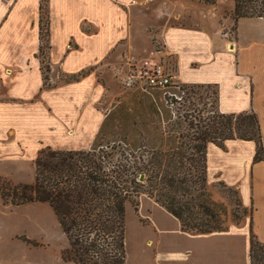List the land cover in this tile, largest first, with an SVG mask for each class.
Instances as JSON below:
<instances>
[{
	"label": "crops",
	"instance_id": "1",
	"mask_svg": "<svg viewBox=\"0 0 264 264\" xmlns=\"http://www.w3.org/2000/svg\"><path fill=\"white\" fill-rule=\"evenodd\" d=\"M45 1L49 87L43 84L37 58L40 0H0V177L14 185L33 182L34 160L42 148L90 150L102 120L96 77L90 72L61 83L60 75L94 67L117 41L130 36L125 29L114 30L112 15H121L133 0ZM173 1L192 13L184 26L163 30L176 61V82L214 86L222 114L252 111L264 149V17L231 20L226 14L233 0L228 7L221 0L215 5ZM231 23L234 36L227 38L222 28ZM83 24L97 26V33L84 34ZM254 154L253 141L206 146L208 182L234 189L250 210L226 230L185 232L177 218L146 194L138 196L136 209L127 202L125 264H248L250 239L264 242V161L255 162Z\"/></svg>",
	"mask_w": 264,
	"mask_h": 264
},
{
	"label": "trees",
	"instance_id": "2",
	"mask_svg": "<svg viewBox=\"0 0 264 264\" xmlns=\"http://www.w3.org/2000/svg\"><path fill=\"white\" fill-rule=\"evenodd\" d=\"M195 1L204 5L216 4V0ZM233 4V9L226 14L233 21L244 17H264V0H233ZM39 10L40 44L37 58L43 84L49 87L48 54L44 55V50L48 53L50 48L48 13L41 3ZM175 90L169 89L174 95ZM160 92L163 94V91ZM163 98L168 97L164 95ZM216 99L215 89V104ZM99 134L100 130L90 150L55 151L48 147L39 150L34 160L35 174L31 184L14 185L0 177V199L4 205L15 207L45 203L50 207L67 240V247L60 251L63 262L125 264L124 208L129 202L136 209L140 194H146L177 218L185 232L221 231L198 218V215L211 219L214 217L201 199L202 193L195 194L197 210L194 213L185 201L181 204L184 194L193 191L190 180L179 178L180 171H188L185 165L193 161L192 157L185 155L186 146L166 150L164 140L149 138L150 133L146 135L151 141L148 147L145 143H128V148L124 141L102 145L96 143ZM235 139L253 141V160L264 161L256 115L252 111L222 114L215 105V111H212L208 121L193 138L196 144L190 149L196 157L204 153L202 160L205 167L208 143L222 147L224 141ZM141 175L148 182L147 187L143 184L144 179L142 182L138 181ZM201 182L203 180L198 181L199 186ZM253 241L250 239L249 257Z\"/></svg>",
	"mask_w": 264,
	"mask_h": 264
},
{
	"label": "rangeland",
	"instance_id": "3",
	"mask_svg": "<svg viewBox=\"0 0 264 264\" xmlns=\"http://www.w3.org/2000/svg\"><path fill=\"white\" fill-rule=\"evenodd\" d=\"M231 2L221 0V6L228 7ZM40 3L47 11L46 1ZM188 12L173 0H133L121 15H112L114 30L125 29L130 36L117 41L94 67L77 75H60L59 81L79 80L90 72L95 75L98 88L96 107L102 115L97 144L124 141L128 148V143H145L148 147L151 145L149 138L155 137L158 141L164 140L169 151L186 146L185 155L192 157L193 161L185 165L188 171H180L179 178L190 180L193 191L184 194L181 204L185 201L194 213L197 210L195 194L202 193L201 199L214 217L198 215V218L223 231L242 221L250 210L240 204L234 189L220 182H208L202 160L204 153L196 157L190 149L196 144L193 138L215 111L214 87L179 83L175 96L166 94L168 98L164 99L159 90L149 88L136 72L140 61L158 58L171 71L172 68L175 70L176 61L166 48L163 30L179 24L184 26L192 14ZM117 17L121 21H116ZM126 18L128 27L123 24ZM222 29L228 34L227 38L234 36L232 23ZM81 30L84 34H94L97 26L83 24ZM47 54L44 50V55ZM147 132L151 135L149 138L146 137ZM140 177L138 181L142 182L144 177L141 180ZM199 180H203L201 186ZM143 184L148 186L145 179ZM253 242L248 264H264V242ZM65 247L66 237L47 204L33 203L11 208L9 204L0 203V264H65L60 258V251Z\"/></svg>",
	"mask_w": 264,
	"mask_h": 264
},
{
	"label": "built area",
	"instance_id": "4",
	"mask_svg": "<svg viewBox=\"0 0 264 264\" xmlns=\"http://www.w3.org/2000/svg\"><path fill=\"white\" fill-rule=\"evenodd\" d=\"M136 72L149 88L163 91V95L175 96L169 89H179L174 74L161 58L140 61Z\"/></svg>",
	"mask_w": 264,
	"mask_h": 264
},
{
	"label": "water",
	"instance_id": "5",
	"mask_svg": "<svg viewBox=\"0 0 264 264\" xmlns=\"http://www.w3.org/2000/svg\"><path fill=\"white\" fill-rule=\"evenodd\" d=\"M142 179V176L140 177V180Z\"/></svg>",
	"mask_w": 264,
	"mask_h": 264
}]
</instances>
